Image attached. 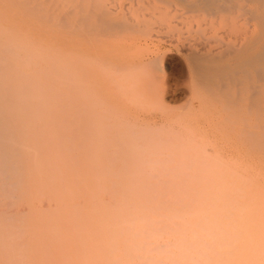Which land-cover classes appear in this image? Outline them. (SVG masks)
<instances>
[{
  "label": "bare ground",
  "instance_id": "bare-ground-1",
  "mask_svg": "<svg viewBox=\"0 0 264 264\" xmlns=\"http://www.w3.org/2000/svg\"><path fill=\"white\" fill-rule=\"evenodd\" d=\"M43 10L35 22H63L61 40L74 44L35 42L57 72L47 80L35 70L28 81L75 91L80 146L104 130L110 152L142 155L129 160L144 167L264 183V0H45ZM0 43L19 58L29 42ZM8 66L1 58V87ZM18 137L0 110V189L10 199L22 171Z\"/></svg>",
  "mask_w": 264,
  "mask_h": 264
},
{
  "label": "rangeland",
  "instance_id": "rangeland-1",
  "mask_svg": "<svg viewBox=\"0 0 264 264\" xmlns=\"http://www.w3.org/2000/svg\"><path fill=\"white\" fill-rule=\"evenodd\" d=\"M44 7L45 0H0V42H29L19 58L0 43L9 64L0 110L16 127L22 162L13 198L0 189V264H264V183L188 166L144 167L129 160L142 155L110 152L104 130L80 146L75 91L63 83L33 89L28 81L35 70L47 80L57 72L35 42L74 44L61 40L63 22H35ZM29 55L38 66L27 64Z\"/></svg>",
  "mask_w": 264,
  "mask_h": 264
}]
</instances>
